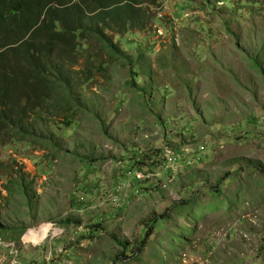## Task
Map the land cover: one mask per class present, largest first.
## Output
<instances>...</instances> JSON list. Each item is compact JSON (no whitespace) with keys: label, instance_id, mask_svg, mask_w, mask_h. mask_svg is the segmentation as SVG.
<instances>
[{"label":"rangeland","instance_id":"374dc122","mask_svg":"<svg viewBox=\"0 0 264 264\" xmlns=\"http://www.w3.org/2000/svg\"><path fill=\"white\" fill-rule=\"evenodd\" d=\"M158 2L66 61L32 140L0 133V264H264V0Z\"/></svg>","mask_w":264,"mask_h":264},{"label":"trees","instance_id":"16d2710c","mask_svg":"<svg viewBox=\"0 0 264 264\" xmlns=\"http://www.w3.org/2000/svg\"><path fill=\"white\" fill-rule=\"evenodd\" d=\"M213 1L217 4V0ZM157 3L158 0H0L3 138L32 140L37 133V121H46L49 109L58 105L55 90L69 91L63 97L70 96L71 100L77 97L72 89L78 84H71L74 70L72 64L66 67V61L75 58L88 40L98 41L109 57L120 56L112 33L123 36L132 28H147L152 18L150 6ZM107 63L104 59L98 67L105 69ZM93 71L90 67L82 70L88 79ZM160 217H168V212ZM66 221L72 219L68 217ZM150 231L140 252L147 246Z\"/></svg>","mask_w":264,"mask_h":264},{"label":"built area","instance_id":"2783aa9c","mask_svg":"<svg viewBox=\"0 0 264 264\" xmlns=\"http://www.w3.org/2000/svg\"><path fill=\"white\" fill-rule=\"evenodd\" d=\"M222 3H223V5L225 4L224 0H217V5H220ZM201 150H202V148H201ZM187 151H188V149L186 150V152ZM186 154H189L190 156L193 155L191 151H188ZM190 156H188V157L185 156V157L177 158L175 154H172V151L171 150H167L166 151V163L167 162L172 163V162L185 161V162H188L190 164L191 163L189 161L191 159ZM140 169H134L132 167V168L129 169L128 175L129 176H134V178H136L137 180L144 179L145 174H144L142 168H140Z\"/></svg>","mask_w":264,"mask_h":264},{"label":"bare ground","instance_id":"6f19581e","mask_svg":"<svg viewBox=\"0 0 264 264\" xmlns=\"http://www.w3.org/2000/svg\"><path fill=\"white\" fill-rule=\"evenodd\" d=\"M54 92V91H53ZM53 97V96H52ZM46 114V113H45ZM30 135V134H28ZM7 143V142H6ZM5 162V161H4ZM11 164V163H10ZM16 167V166H15ZM9 181V180H8ZM34 195V194H33ZM41 226V225H40ZM42 226H45V228H49V224H46V225H42ZM45 228H41V230L39 231V228H38V231L37 230H31L28 234H26V237L27 239L29 240H33V241H38L39 240V237L40 235L43 233V234H46V229ZM48 231V230H47ZM28 241V240H27ZM40 241V240H39ZM35 243V242H34ZM2 245V244H1ZM0 245V246H1Z\"/></svg>","mask_w":264,"mask_h":264},{"label":"crops","instance_id":"0c3cea01","mask_svg":"<svg viewBox=\"0 0 264 264\" xmlns=\"http://www.w3.org/2000/svg\"><path fill=\"white\" fill-rule=\"evenodd\" d=\"M11 264V263H10Z\"/></svg>","mask_w":264,"mask_h":264}]
</instances>
